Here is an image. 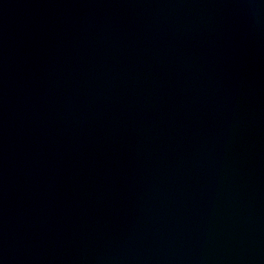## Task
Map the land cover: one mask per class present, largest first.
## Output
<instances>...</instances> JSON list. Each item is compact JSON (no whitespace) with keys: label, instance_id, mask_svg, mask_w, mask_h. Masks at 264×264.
<instances>
[{"label":"water","instance_id":"95a60500","mask_svg":"<svg viewBox=\"0 0 264 264\" xmlns=\"http://www.w3.org/2000/svg\"><path fill=\"white\" fill-rule=\"evenodd\" d=\"M0 264H264V0H0Z\"/></svg>","mask_w":264,"mask_h":264}]
</instances>
